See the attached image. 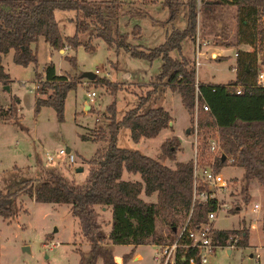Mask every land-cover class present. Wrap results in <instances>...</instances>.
Returning <instances> with one entry per match:
<instances>
[{
  "label": "trees",
  "instance_id": "obj_1",
  "mask_svg": "<svg viewBox=\"0 0 264 264\" xmlns=\"http://www.w3.org/2000/svg\"><path fill=\"white\" fill-rule=\"evenodd\" d=\"M202 1L206 4L215 0ZM219 1L235 7V43L252 47L236 51L234 76L225 82L198 81L194 66L186 57L170 55V51L180 49L183 39L194 36L196 0L161 1V6L167 9L166 19L169 21L175 18L178 5H183L185 24L182 28L171 27L165 31L163 40L148 49L127 42L128 34L117 24L121 13L118 0H0V82L7 84L9 81L1 64V55L9 49H12V61L24 66L28 62H36V51L30 43H35L39 37L54 49H61L64 45L75 49L80 44L78 33L91 28V35L115 49L122 48L132 57L148 62L159 57L160 65L154 80L179 94L191 125L196 106V135L201 138L199 163L204 157L203 139L216 130L225 157L215 156L213 169L220 170L229 156L230 165L242 168V191L251 180L264 186V86L255 82L259 67L257 47H253L264 43V0ZM55 9L72 10V34L61 33L54 16ZM134 31L139 36V25L132 26L130 33ZM65 57L75 64L73 55ZM42 72V78L36 80L34 111L48 105L53 108L56 119L62 120L66 92L75 86L77 80L74 76L58 74L51 61L43 65ZM94 78L101 80L103 77L94 75ZM236 84L241 86L239 93L234 91ZM108 85L111 93L117 88L113 83L108 82ZM144 99L145 96H139L137 103L127 108L118 119L115 118L113 101L107 105L109 120L106 131L98 135L106 144L103 149L95 150L89 159L94 167L83 188L59 175H51L33 188L26 186L29 179L22 180V184L12 190L0 187V216L8 219L13 215V199L22 192L33 197L34 201L67 204L77 219L78 235L88 243V257L84 258L79 251L77 264H96L98 257L102 264H117L113 259V246L129 244V249L120 255L121 264H124L139 244L171 241L186 218L190 226L205 221L207 212L215 208L217 200L209 196L211 190L205 184L196 187L198 193L193 197V160H175L179 150L176 135L165 137L159 145L162 155L172 159L173 165L164 164L137 149L117 145L116 135L121 126L129 129V135L135 141L141 136L153 137L161 128L168 127L171 118L167 110L159 105L141 107ZM16 102L17 98L13 96L6 108L0 104L1 120L18 122ZM203 103L207 106L205 110L202 109ZM122 171L138 177L123 178ZM140 193H154L155 200H144ZM95 206H108L109 229L106 233L98 228ZM158 218L167 223L166 238L156 232ZM236 232L214 228L211 236L216 243H226ZM235 244H246V232H240ZM175 264H180V261Z\"/></svg>",
  "mask_w": 264,
  "mask_h": 264
},
{
  "label": "rangeland",
  "instance_id": "obj_2",
  "mask_svg": "<svg viewBox=\"0 0 264 264\" xmlns=\"http://www.w3.org/2000/svg\"><path fill=\"white\" fill-rule=\"evenodd\" d=\"M118 1L121 4V13L117 24L128 34L126 40L133 46L151 48L163 40L165 31H169L171 27L182 28L185 24V9L181 4L178 5L175 18L169 21L166 19V7L161 6L162 0ZM196 6L195 33L197 31L200 38L208 40L209 43L202 46L204 52L198 56V65L194 66L195 79L202 82H225L233 75L229 67L235 57L233 51L252 47L244 44L239 48L235 43L234 6L219 0L206 4L197 0ZM54 16L62 34L73 33L72 10L55 9ZM134 24L140 27L139 36L135 31L130 33ZM78 37L80 44L75 49L66 47L64 53L49 47L40 37L35 42L37 49L32 48L36 51V62H28L24 66L15 64L9 51L3 56L2 62L12 80L3 85L4 91L0 88L3 94V103L0 104L6 108L14 95L19 98V103L16 102L18 105L15 113L18 115V122L0 119V187L12 190L21 185L22 180L29 179L30 182L25 185L33 188L39 181L51 175H59L76 187L83 188L94 167L89 159L95 150L103 149L106 144L98 135L106 131L109 120L107 105L113 101L115 118L118 119L125 109L137 103L140 95L147 96L143 103L144 108L161 105L169 111L172 115L171 131L167 130L168 126L153 137L135 141L131 139L129 129L121 126L116 135L117 145L137 149L164 164L173 165V160L162 155L159 147L170 132L178 136L179 145L181 144L175 160L192 158L194 151L199 158L201 138L196 135L195 140L193 131L190 132L192 125L180 103L179 94L168 86L163 92L160 89L162 84H158L160 81L154 80L160 65L159 57L150 62L132 57L122 48L115 49L105 44L101 38L91 35V28L78 33ZM193 38L183 39L180 49L170 51V55H183L193 64ZM213 45L224 48L226 57H211L209 54ZM253 47H257L258 67L264 70V43ZM65 55H73L75 64L70 63ZM49 60L56 72L68 77L74 76L77 80L75 86L66 92L62 120L56 119L53 108L48 105H42L34 111L35 87L42 78L44 63ZM86 70L94 71L97 77L103 78L87 79L81 75ZM34 72L39 75H34ZM108 82L117 87L113 93L110 92ZM149 87L161 92L152 94ZM90 90L95 92L91 100L86 95V91ZM85 103L87 107H84ZM203 140L204 157L203 160L200 159L203 161L201 163L210 158L206 150V139ZM59 147L69 148L74 155L73 161L69 162L64 154H57ZM45 151L53 155L50 160H44ZM77 166L82 169L75 170ZM220 173L227 179L226 184L223 187L210 186V189L216 195L217 201L225 203L226 206L217 211L210 225L219 229H233L237 231L234 235L238 238L240 232H246L248 245L234 244L229 252L222 247L216 248L209 257L208 264H264V186L251 180L246 190L242 191V169L236 165L225 163L220 167ZM130 175L132 178L138 177L137 174ZM140 197L155 200L154 193L148 196L140 193ZM254 202L258 206L252 210ZM236 206L240 209L234 212ZM13 207L14 213L10 218L3 219L0 216V264H77L79 251H82L84 258L88 257V243L78 235L77 219L69 211L67 204L34 201L27 193L22 192L13 199ZM95 210L98 228L106 233L109 229L108 206H95ZM249 221L254 222L255 226L248 228ZM155 223L156 232L166 238L167 223L159 218ZM116 247L113 246V249L117 252L119 250ZM153 248L151 243L137 245L135 249L139 251L141 259L129 261L128 264H157L152 259ZM96 264H102L99 257Z\"/></svg>",
  "mask_w": 264,
  "mask_h": 264
},
{
  "label": "built area",
  "instance_id": "obj_3",
  "mask_svg": "<svg viewBox=\"0 0 264 264\" xmlns=\"http://www.w3.org/2000/svg\"><path fill=\"white\" fill-rule=\"evenodd\" d=\"M193 41V66H196L199 63L198 56L204 52L202 46L207 45L209 41L200 38L197 31L194 33ZM65 47H67V45H65L64 48ZM233 55L236 56V51L233 52ZM234 65L235 64L231 66V69L234 68ZM94 70L95 72H98L97 69ZM255 82L264 86L263 69L258 68ZM234 91L239 93L241 91V86L236 84L234 86ZM86 95L88 96V99L91 100L92 96L95 95V92L93 90L86 91ZM202 109H207L206 104H202ZM195 112L196 106L194 107V113ZM192 131L194 139L196 140L195 116L192 123ZM206 150L210 154V158L204 163H199V160L196 157V151H194L195 154L193 153V197H195V194L198 193L196 192V187L199 184H205L209 189L210 186L215 185L223 187L226 184L227 179L220 173V170H214L212 167L215 156H221L222 154L218 133L216 130L207 135ZM56 153L66 155L69 162L73 161L74 159V155L69 148L66 149V147H59L56 150ZM45 157L46 160H50L53 155L51 153H45ZM230 161L231 157L227 156L225 162L229 163ZM60 163L61 161L58 162V164ZM209 196L216 198V195L212 191L209 193ZM256 205L257 204L254 203L253 207ZM224 206H226L225 203H219L217 201L215 208L207 212L206 220L201 221L194 226L188 225L186 218L177 228L175 237L171 241L154 244L152 259L155 260L157 264H175L177 260L180 261V264H208L209 257L214 254L216 248H231L238 239L237 235H233L232 238H230L226 243H216L212 240L211 236L213 227L210 225V221L215 217L217 211H219L220 208Z\"/></svg>",
  "mask_w": 264,
  "mask_h": 264
},
{
  "label": "crops",
  "instance_id": "obj_4",
  "mask_svg": "<svg viewBox=\"0 0 264 264\" xmlns=\"http://www.w3.org/2000/svg\"><path fill=\"white\" fill-rule=\"evenodd\" d=\"M40 38V37H39ZM39 38H38V40H39ZM36 42H38V41H36ZM32 44H35V46L33 45L32 46ZM239 45V48H241V46L242 45H244V44H237V46ZM31 48H33V47H36V49H37V43H31ZM50 47V46H49ZM69 46H67V48H68ZM212 51L210 52V56L212 57L214 54H215V57L217 58V57H219V56H223V57H226L225 55H224V52H223V49L224 48H219L218 46H216V45H213L212 46ZM66 47L64 48H61V49H57V51L59 52V53H64L66 50ZM247 49V48H246ZM49 50V49H48ZM9 52H10V57H11V59H12V49H9L8 50ZM7 51V52H8ZM50 51V50H49ZM7 52H5V53H3L2 55H1V64H2V66H3V69H4V71L8 74V76H9V81H11L12 80V76L10 75V73L8 72V70H7V68L4 66V64H3V56L7 53ZM234 52V51H233ZM178 55H180V54H178ZM214 57V56H213ZM222 57V58H223ZM256 57H257V52H256ZM257 59V61H258V57L256 58ZM49 61H51V60H49ZM48 61V62H49ZM47 62V61H46ZM45 62V63H46ZM44 63V64H45ZM233 64H235V57L233 58V63H231L230 65H229V67H230V70H232L233 71V75H232V77L234 76V68L233 69H231V66H233ZM57 73L59 74L60 72H58L57 71ZM127 74V73H126ZM125 74V75H126ZM232 77H230V78H232ZM35 81V80H34ZM113 81V80H112ZM207 82H209V81H207ZM210 82H213V83H219V82H216V81H210ZM3 85H5V84H3V83H1L0 82V88H1V90L4 88V86ZM35 87V84L33 85V88ZM150 89H148V90H150L149 92H151L152 94H155V93H157V92H161V90L164 92V90H165V88H168L167 86H161L160 87V89L161 90H158V91H154L151 87H149ZM3 91H4V89H3ZM3 94L0 92V103H3L2 101V96ZM15 96V95H14ZM141 96V95H140ZM146 97L147 96H145V99H144V101H143V103L145 102V100H146ZM17 103H19V98L17 97ZM18 105V104H17ZM159 106H161V105H159ZM84 107H87V104L85 103L84 104ZM141 107H143V105L141 106ZM161 107H163V106H161ZM164 108V107H163ZM165 109V108H164ZM126 110V109H125ZM124 110V111H125ZM165 110H167V109H165ZM167 112L169 113V111L167 110ZM169 115H170V118L172 119V115L169 113ZM169 120L168 121V126H169V129H167L168 131H171V125H172V120ZM164 128H168V127H164ZM162 129V128H161ZM160 129V130H161ZM159 130V131H160ZM158 131V132H159ZM186 129H185V133H186ZM118 132V131H117ZM157 132V133H158ZM187 134V133H186ZM170 135H172V134H170V132H168L167 133V135H166V137H168V136H170ZM174 135V134H173ZM177 138H178V136H176ZM142 138H147V137H143V136H141V137H139L138 138V140H141ZM138 140H136V141H138ZM179 140L180 139H178V143H179ZM179 147H180V149H181V144L179 145ZM177 152H178V150H177ZM176 152V153H177ZM45 153H48L47 151H45ZM176 155V154H175ZM186 159H188L187 157L186 158H182V160H186ZM44 160H46V157L44 156ZM47 161V160H46ZM230 165V164H229ZM77 167H81V166H77ZM77 167H75V170H76V168ZM241 168V167H240ZM82 169V167L80 168V170ZM242 169V168H241ZM80 170H77V171H80ZM125 172V173H124ZM124 174V175H123ZM131 173H127L126 171H122V175L124 176L123 178H132V175H130ZM146 196H148V195H146ZM32 199H33V197H31ZM142 198V197H141ZM217 198V197H216ZM143 199V198H142ZM144 200H147V199H145L144 198ZM148 201H152V200H148ZM254 203H256L257 205L255 206V207H253V205H254ZM253 203V205H252V207H251V209L252 210H255V208L258 206V203L257 202H254ZM240 209V207H238V206H236L235 207V210H234V212L235 211H238L239 209ZM224 211V210H223ZM250 226H255V224H254V222H250L249 221V223H248V228L250 227ZM213 228H215V227H213ZM215 229H219V228H215ZM221 229V228H220ZM223 229H226V228H223ZM229 229V228H228ZM152 244V243H151ZM117 245H120V246H117L116 247V245H114L116 248H118V250L119 251H115L114 249H113V257H114V260H115V262H118L119 264H120V262H121V254L123 253V252H125V251H127L128 249H129V247H130V245L129 244H117ZM140 245V244H139ZM154 245V244H153ZM245 245H248V242H247V239H246V244ZM137 247V246H136ZM128 248V249H127ZM230 251V249H226V252H229ZM139 259H141V255H140V253H139V251L137 250V249H135L134 250V253H133V255L130 257V259L125 263V264H128L129 263V261L131 262L132 260H134V261H138Z\"/></svg>",
  "mask_w": 264,
  "mask_h": 264
},
{
  "label": "water",
  "instance_id": "obj_5",
  "mask_svg": "<svg viewBox=\"0 0 264 264\" xmlns=\"http://www.w3.org/2000/svg\"><path fill=\"white\" fill-rule=\"evenodd\" d=\"M213 56H215V54ZM81 75L86 77L87 79H92L94 77V75H95V72L94 71L92 72L90 70H86V71H83L81 73ZM66 149H68V148L66 147ZM223 157H224V154L222 153L221 154V158H223ZM80 168L81 167H77L76 170H80Z\"/></svg>",
  "mask_w": 264,
  "mask_h": 264
}]
</instances>
